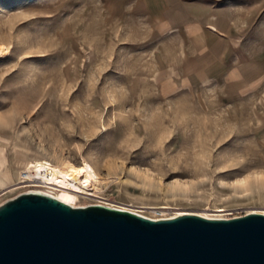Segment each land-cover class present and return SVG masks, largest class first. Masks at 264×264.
Instances as JSON below:
<instances>
[{"label":"rangeland","instance_id":"374dc122","mask_svg":"<svg viewBox=\"0 0 264 264\" xmlns=\"http://www.w3.org/2000/svg\"><path fill=\"white\" fill-rule=\"evenodd\" d=\"M0 45V204L46 161L75 207L264 214V0H0Z\"/></svg>","mask_w":264,"mask_h":264},{"label":"water","instance_id":"95a60500","mask_svg":"<svg viewBox=\"0 0 264 264\" xmlns=\"http://www.w3.org/2000/svg\"><path fill=\"white\" fill-rule=\"evenodd\" d=\"M0 264H264V214L150 220L23 193L0 205Z\"/></svg>","mask_w":264,"mask_h":264},{"label":"bare ground","instance_id":"6f19581e","mask_svg":"<svg viewBox=\"0 0 264 264\" xmlns=\"http://www.w3.org/2000/svg\"><path fill=\"white\" fill-rule=\"evenodd\" d=\"M213 31H216V28H212ZM6 48L2 45H0V55L5 54L6 52ZM1 140V138H0ZM1 141H5L6 140H1ZM6 151L0 147V187L4 184H7L11 181H13V174L11 173V171L9 170V164H8V158L6 156ZM28 163V162H25ZM26 167V165H25ZM29 167V165H28ZM26 167V168H28ZM81 168L73 165V164H65L62 166L61 169H57V168H53L49 165V163H47L46 161H40V162H36L33 163L31 165V174L29 176L23 175L22 178H32V179H37V178H41L43 179V182L50 185L51 187L58 189L62 192L61 196H53V194H47L44 192H40V191H28L25 193H34V194H42V195H46V196H50L52 198H55L57 200H59L60 202H63L73 208H77L74 206V201L75 199L80 195V194H84V195H88L90 194V191L88 190V180L85 178V172L83 171L82 173L77 171ZM85 181L87 183H85ZM3 204V203H2ZM1 205V204H0ZM91 206V205H88ZM101 206H105V205H101ZM86 207V206H84ZM110 208H114L113 206H108ZM119 209V208H116ZM119 210H123V209H119ZM134 214H137L143 218H147L144 217V215L138 213L137 211H133V210H125ZM184 214H193V215H198L204 218H207L206 215H203L202 213H188V212H184L181 214H178L174 217L172 216H163L160 218H156L155 216H151V218H147L150 220H160V219H172L175 218L177 216H182ZM249 214V213H248ZM171 217V218H168ZM207 219H218V218H207ZM222 219V218H220ZM224 219H228V218H224Z\"/></svg>","mask_w":264,"mask_h":264},{"label":"built area","instance_id":"2783aa9c","mask_svg":"<svg viewBox=\"0 0 264 264\" xmlns=\"http://www.w3.org/2000/svg\"><path fill=\"white\" fill-rule=\"evenodd\" d=\"M163 215H164V213H162L161 211H157V212L153 213V216H155L156 218L163 217Z\"/></svg>","mask_w":264,"mask_h":264},{"label":"snow or ice","instance_id":"6c2138e0","mask_svg":"<svg viewBox=\"0 0 264 264\" xmlns=\"http://www.w3.org/2000/svg\"><path fill=\"white\" fill-rule=\"evenodd\" d=\"M77 171H79V172H81V173H82L84 170H83V169H79V170H77ZM85 183H87V182L85 181ZM237 183H238V184H243V183H244V181H237Z\"/></svg>","mask_w":264,"mask_h":264}]
</instances>
